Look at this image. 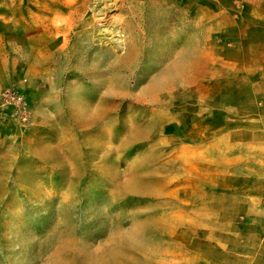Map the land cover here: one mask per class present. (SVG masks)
Instances as JSON below:
<instances>
[{"label":"rangeland","instance_id":"obj_1","mask_svg":"<svg viewBox=\"0 0 264 264\" xmlns=\"http://www.w3.org/2000/svg\"><path fill=\"white\" fill-rule=\"evenodd\" d=\"M258 5L0 0V264L247 248L264 223L249 219L264 211V75L237 57Z\"/></svg>","mask_w":264,"mask_h":264},{"label":"crops","instance_id":"obj_2","mask_svg":"<svg viewBox=\"0 0 264 264\" xmlns=\"http://www.w3.org/2000/svg\"><path fill=\"white\" fill-rule=\"evenodd\" d=\"M257 8L256 13H262L260 19L253 15L252 20L243 22L244 28L248 29V39L240 43L243 45L239 44L238 49V63L243 65L248 75H264V10L259 5ZM248 14L250 13L246 15ZM0 55L3 57V54ZM262 186L264 187V182ZM249 219L264 221V211ZM246 230L248 232L238 240L239 245L247 247L244 251L233 249L230 252L213 253V245L207 242L205 251L196 250L195 255H192L191 264H264V223L260 228Z\"/></svg>","mask_w":264,"mask_h":264},{"label":"built area","instance_id":"obj_3","mask_svg":"<svg viewBox=\"0 0 264 264\" xmlns=\"http://www.w3.org/2000/svg\"><path fill=\"white\" fill-rule=\"evenodd\" d=\"M11 100H13V102L18 103V105L25 108V105L22 102V98L19 95H16L15 93L11 94Z\"/></svg>","mask_w":264,"mask_h":264}]
</instances>
